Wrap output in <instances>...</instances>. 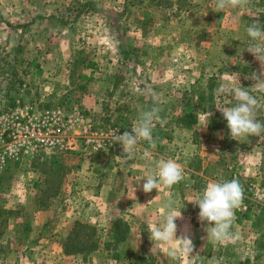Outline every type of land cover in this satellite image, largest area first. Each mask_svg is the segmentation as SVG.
Returning a JSON list of instances; mask_svg holds the SVG:
<instances>
[{"label": "rangeland", "instance_id": "374dc122", "mask_svg": "<svg viewBox=\"0 0 264 264\" xmlns=\"http://www.w3.org/2000/svg\"><path fill=\"white\" fill-rule=\"evenodd\" d=\"M255 20L264 25V0L222 11L214 0H0V112L17 102L37 113L78 111L91 129L123 133L152 107L163 120L154 125L155 144L141 140L130 159L118 144L94 155L8 162L0 170V264H185L161 262L131 233L114 243L105 229L127 219V189L137 183L144 152L155 160L157 147L161 157L193 162L199 172L196 158L207 161L213 181L220 172L226 180L236 174L243 189L255 181L243 169L257 157L264 184V136L232 139L216 109L233 106L239 83L254 86L247 77L261 65L246 51V27ZM189 112L196 123L186 128L180 118ZM257 118L264 122V111ZM242 205L247 210L235 213L232 229L239 239L206 249L202 264L213 257L216 264H264V211L245 192ZM66 236L83 253L65 254Z\"/></svg>", "mask_w": 264, "mask_h": 264}, {"label": "clouds", "instance_id": "9594fccd", "mask_svg": "<svg viewBox=\"0 0 264 264\" xmlns=\"http://www.w3.org/2000/svg\"><path fill=\"white\" fill-rule=\"evenodd\" d=\"M214 2L217 10L222 11L229 7H243L247 0H214ZM246 33L250 38L246 51L260 62L261 69L258 73L253 72L247 77L254 81L253 87L245 88L239 83V86L232 90L231 95L235 101L233 106L216 107L227 121V128L234 140L264 135V122L257 118L258 113L264 111V97L255 96L249 91V89L264 91V26L260 24L259 20H255L246 27ZM233 76L238 80V73H233ZM224 92L225 88L223 86L217 90V94H223ZM145 94H148V90H145ZM160 111L159 107H152L147 111H143L131 127V132L125 131L122 135L117 134L118 132L113 134V144L118 143L121 145L125 159L132 158L134 149L141 140L147 141L151 145L155 144V138L153 137L154 125L157 122L163 123L159 115ZM207 114L205 113V115ZM207 126L202 129H206ZM217 135L219 136V134ZM144 157L146 160L151 161L149 151L144 152ZM184 179L183 166L173 158L166 159L162 156L143 179L145 181L143 191L147 194L157 190L159 193L162 185L171 188ZM157 198L158 196L154 200ZM243 199V186L237 178H233L231 180L209 181L197 199L190 202L199 208V221L202 224L205 222L207 224V227L204 228L207 233V240L223 243L239 239V234L233 232L232 229L236 219L235 210L242 205ZM140 207L145 206L140 205ZM164 208L166 209V215L162 224H147L148 231L151 234L150 240L167 245L170 248L174 242L179 241L181 244L180 254L186 258L188 264H202V257L196 251L192 239L187 235L177 238L176 221L182 219L181 209L177 207L176 202L173 200L167 201ZM169 255L176 256V250L172 248ZM207 264H216L215 258L208 259Z\"/></svg>", "mask_w": 264, "mask_h": 264}, {"label": "built area", "instance_id": "2783aa9c", "mask_svg": "<svg viewBox=\"0 0 264 264\" xmlns=\"http://www.w3.org/2000/svg\"><path fill=\"white\" fill-rule=\"evenodd\" d=\"M114 133L123 134L118 127L91 129L78 111L56 108L37 113L32 106L17 102L13 108L0 112V170L10 161L34 160L42 154L94 155L113 150L118 145L113 144ZM244 192L264 211V184L251 181Z\"/></svg>", "mask_w": 264, "mask_h": 264}, {"label": "crops", "instance_id": "0c3cea01", "mask_svg": "<svg viewBox=\"0 0 264 264\" xmlns=\"http://www.w3.org/2000/svg\"><path fill=\"white\" fill-rule=\"evenodd\" d=\"M264 136V135H263ZM259 143L253 146V152L254 154L258 153ZM158 151L157 154L154 156H159L160 147H157ZM258 155V154H257ZM163 156V155H162ZM157 157H154L155 160L144 162L145 159L142 161V164L138 165V171L134 173V183L132 188H128L127 192H131V196L128 197L129 200L127 201L126 205L128 207L125 217L127 219H122L125 221L128 225L129 232L131 233L133 238L132 241L138 245L140 248H151L154 249L156 252V255H160V261H169V262H182L187 264L186 258H184L180 254L181 244L179 241H176L172 244L171 248L167 245L152 242L150 240V232L148 231L147 224L152 223L155 225H160L164 221V217L166 215V209L164 208V205L167 201L173 200L176 202L177 207L181 209L182 211V219H179L176 221L177 223V238H182L183 236L187 235L190 239H192L194 247L197 252L203 257V255H206V249L208 248H216L220 245L226 244V246H230L232 243L229 241H225L223 243L214 242L211 240H207V233L204 231V228L207 227L206 222L202 224L198 219V213L199 208L197 205L190 203L194 202L197 197L202 193L204 188L206 187V184L209 181H213L211 179L210 175L205 174V171L210 170L207 168L208 163L205 160L198 161V157L195 160V163L197 165L201 164L202 171L199 172L200 167H193V162H191L190 166H184L183 162L180 161V164L184 168L185 173V179L181 181L178 185H175L171 188L162 185L161 189L159 190V193L157 190H153L151 193H145L143 191V183L145 182L143 179L146 177V175L149 173L150 169L154 167L155 162L159 159ZM153 158V157H151ZM254 161V164H257L252 167L247 168L246 170L243 169L244 176H247L249 179L253 178L255 181H258L262 178L261 171L259 169V164L257 163V157L252 158ZM193 160V159H192ZM226 162V161H225ZM143 166H149V169H145ZM221 167H228L229 165H224L222 162ZM137 167V166H136ZM130 172V171H128ZM188 174V175H187ZM218 176V179L226 180L224 177V172H220L218 174H215L216 177ZM212 177V178H213ZM225 178V179H224ZM203 180L204 185L202 186L201 190L198 188L197 182ZM134 194V196H133ZM158 198L154 200L155 197ZM154 200V201H152ZM152 201V202H151ZM151 202V203H150ZM145 207H140V205ZM135 205V206H134ZM147 205V206H146ZM242 206V205H241ZM239 207L237 210H235V213H238L239 211H246L247 209H244L243 207ZM109 217V216H108ZM111 221V219H109ZM239 221V219H237ZM109 221V223H110ZM112 224V223H111ZM111 224L109 228L105 229L107 232L111 231ZM174 248L176 250L177 255L171 256L169 255V252L171 249ZM226 249H230L226 247Z\"/></svg>", "mask_w": 264, "mask_h": 264}, {"label": "trees", "instance_id": "16d2710c", "mask_svg": "<svg viewBox=\"0 0 264 264\" xmlns=\"http://www.w3.org/2000/svg\"><path fill=\"white\" fill-rule=\"evenodd\" d=\"M90 66H93V64H91ZM199 96H200V99H199L200 102L203 101V98H202L203 94ZM180 122L182 123L184 127L190 128L196 123V118L194 117L193 112H189V113L184 114L180 118ZM128 232H129L128 225L125 221H123L122 219L114 220L111 224V231H110L111 241L114 243H119L123 241L128 235ZM68 237L69 236H66V238L64 239V242L62 243L65 254L83 253V248L80 247L81 246L80 242L76 241V244H72L71 243L72 241L67 240ZM87 251L89 252L91 250H87Z\"/></svg>", "mask_w": 264, "mask_h": 264}]
</instances>
